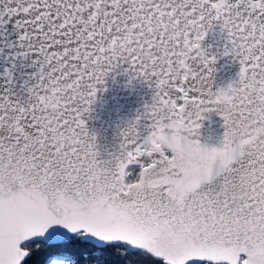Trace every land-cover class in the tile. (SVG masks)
<instances>
[{
  "label": "water",
  "instance_id": "obj_1",
  "mask_svg": "<svg viewBox=\"0 0 264 264\" xmlns=\"http://www.w3.org/2000/svg\"><path fill=\"white\" fill-rule=\"evenodd\" d=\"M80 233L264 264V0H0V264Z\"/></svg>",
  "mask_w": 264,
  "mask_h": 264
},
{
  "label": "trees",
  "instance_id": "obj_2",
  "mask_svg": "<svg viewBox=\"0 0 264 264\" xmlns=\"http://www.w3.org/2000/svg\"><path fill=\"white\" fill-rule=\"evenodd\" d=\"M28 249L32 254L23 264H43L51 257L62 256L70 258L69 264H163L144 251L132 252L120 245L97 248L81 241L77 235L68 242L55 245L38 242Z\"/></svg>",
  "mask_w": 264,
  "mask_h": 264
},
{
  "label": "rangeland",
  "instance_id": "obj_3",
  "mask_svg": "<svg viewBox=\"0 0 264 264\" xmlns=\"http://www.w3.org/2000/svg\"><path fill=\"white\" fill-rule=\"evenodd\" d=\"M138 172L139 169L132 168L130 170L126 171V180L127 183H132L137 180L138 178ZM67 259L64 260L63 257H56V258H50V260H46L43 264H66Z\"/></svg>",
  "mask_w": 264,
  "mask_h": 264
}]
</instances>
